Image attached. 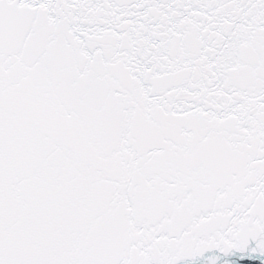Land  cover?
Segmentation results:
<instances>
[{"label": "snow or ice", "instance_id": "obj_1", "mask_svg": "<svg viewBox=\"0 0 264 264\" xmlns=\"http://www.w3.org/2000/svg\"><path fill=\"white\" fill-rule=\"evenodd\" d=\"M264 264V0H0V264Z\"/></svg>", "mask_w": 264, "mask_h": 264}, {"label": "water", "instance_id": "obj_2", "mask_svg": "<svg viewBox=\"0 0 264 264\" xmlns=\"http://www.w3.org/2000/svg\"><path fill=\"white\" fill-rule=\"evenodd\" d=\"M257 264H258V262H257Z\"/></svg>", "mask_w": 264, "mask_h": 264}]
</instances>
